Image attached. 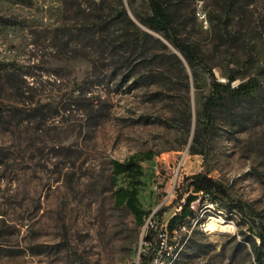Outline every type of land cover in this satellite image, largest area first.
<instances>
[{"label": "rangeland", "instance_id": "1", "mask_svg": "<svg viewBox=\"0 0 264 264\" xmlns=\"http://www.w3.org/2000/svg\"><path fill=\"white\" fill-rule=\"evenodd\" d=\"M160 1L220 81H259L252 95L225 94L210 133L209 71L147 26L149 0H0V264H141L146 236L164 231L174 264H256L264 0ZM144 152L140 225L115 203L127 182L114 183L112 161ZM200 171L247 212L203 193L180 200L184 177ZM217 219L232 230H210Z\"/></svg>", "mask_w": 264, "mask_h": 264}, {"label": "trees", "instance_id": "2", "mask_svg": "<svg viewBox=\"0 0 264 264\" xmlns=\"http://www.w3.org/2000/svg\"><path fill=\"white\" fill-rule=\"evenodd\" d=\"M149 5L151 14L145 20L147 26L161 33L186 57L190 64L198 63L206 67L209 71L211 77V93L204 102L203 113L207 117L205 129L210 133L214 123L213 109L224 98L225 94L230 93L238 96L252 95L258 88L259 81L256 77L250 76L235 85L233 83L236 79L235 75H229L227 82L220 81L213 69L207 66L195 45L182 39L178 35L166 6L160 0H149ZM119 15L126 17V10H121ZM130 21L133 22L132 20ZM136 37L130 38L125 36L123 44L135 43L134 41L137 40ZM112 48L113 51L117 50L115 45ZM152 157L151 152H144L143 154L132 155L123 161H112V179L114 183L117 184L120 176H124L127 182L126 185H119L115 188V203L118 206H127L134 215L136 222L140 225L145 223L146 217L149 214L148 210L142 207L139 197V186L143 182L142 177L144 175L142 161L152 159ZM180 187L181 192L178 196L180 200L187 193H203L204 195L212 197L216 202H220L225 208L239 209L247 212L245 204L241 201L234 200L229 192V188L213 178L207 171H200L185 176ZM258 235L261 243L259 245L254 244V261L256 264H264V232L258 231ZM153 238L151 234L146 236V240H153ZM141 260V264H149L150 256L141 253Z\"/></svg>", "mask_w": 264, "mask_h": 264}, {"label": "built area", "instance_id": "3", "mask_svg": "<svg viewBox=\"0 0 264 264\" xmlns=\"http://www.w3.org/2000/svg\"><path fill=\"white\" fill-rule=\"evenodd\" d=\"M202 3V0H199ZM197 15L201 21L207 26L208 20L206 13L199 9ZM167 233L164 231L160 234V238H153V240H146L144 242V248L141 253L150 256L149 264H174L178 253L170 251L167 245H164V239Z\"/></svg>", "mask_w": 264, "mask_h": 264}, {"label": "bare ground", "instance_id": "4", "mask_svg": "<svg viewBox=\"0 0 264 264\" xmlns=\"http://www.w3.org/2000/svg\"><path fill=\"white\" fill-rule=\"evenodd\" d=\"M209 223L208 227L210 230H217V231H230L232 230L233 225L231 223L225 222L223 220L217 219Z\"/></svg>", "mask_w": 264, "mask_h": 264}, {"label": "water", "instance_id": "5", "mask_svg": "<svg viewBox=\"0 0 264 264\" xmlns=\"http://www.w3.org/2000/svg\"><path fill=\"white\" fill-rule=\"evenodd\" d=\"M172 44V43H171ZM173 48L177 49L173 44H172ZM0 109H1V106H0ZM1 117V116H0Z\"/></svg>", "mask_w": 264, "mask_h": 264}]
</instances>
